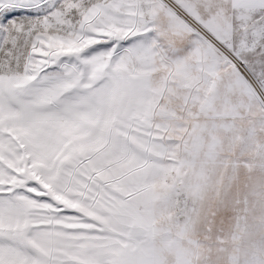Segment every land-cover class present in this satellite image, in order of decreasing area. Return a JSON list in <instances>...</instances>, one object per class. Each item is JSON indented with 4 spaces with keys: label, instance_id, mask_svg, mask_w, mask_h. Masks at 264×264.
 Returning a JSON list of instances; mask_svg holds the SVG:
<instances>
[{
    "label": "snow or ice",
    "instance_id": "6c2138e0",
    "mask_svg": "<svg viewBox=\"0 0 264 264\" xmlns=\"http://www.w3.org/2000/svg\"><path fill=\"white\" fill-rule=\"evenodd\" d=\"M0 264H264V0H0Z\"/></svg>",
    "mask_w": 264,
    "mask_h": 264
}]
</instances>
